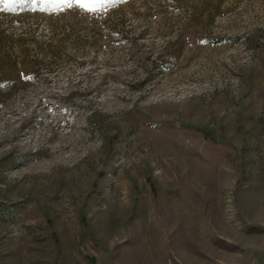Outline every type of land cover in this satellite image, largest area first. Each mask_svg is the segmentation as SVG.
I'll return each mask as SVG.
<instances>
[{"label": "rangeland", "instance_id": "obj_1", "mask_svg": "<svg viewBox=\"0 0 264 264\" xmlns=\"http://www.w3.org/2000/svg\"><path fill=\"white\" fill-rule=\"evenodd\" d=\"M83 2L0 0V264H264V0Z\"/></svg>", "mask_w": 264, "mask_h": 264}, {"label": "snow or ice", "instance_id": "obj_2", "mask_svg": "<svg viewBox=\"0 0 264 264\" xmlns=\"http://www.w3.org/2000/svg\"><path fill=\"white\" fill-rule=\"evenodd\" d=\"M5 4L8 5L12 2V0H4ZM61 3H68V0H60ZM74 3H76L77 6L81 8H91V4L83 2V0H73ZM95 2V0H93ZM108 2H112V0H108ZM69 6H71V3H69ZM58 7V6H57ZM43 10V9H42Z\"/></svg>", "mask_w": 264, "mask_h": 264}, {"label": "trees", "instance_id": "obj_3", "mask_svg": "<svg viewBox=\"0 0 264 264\" xmlns=\"http://www.w3.org/2000/svg\"><path fill=\"white\" fill-rule=\"evenodd\" d=\"M2 214V213H1ZM0 218H3V215H0Z\"/></svg>", "mask_w": 264, "mask_h": 264}]
</instances>
